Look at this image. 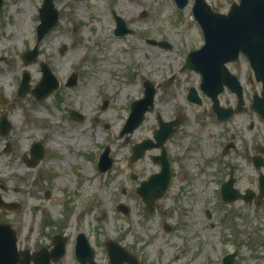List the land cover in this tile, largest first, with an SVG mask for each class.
<instances>
[{
    "label": "rangeland",
    "instance_id": "rangeland-1",
    "mask_svg": "<svg viewBox=\"0 0 264 264\" xmlns=\"http://www.w3.org/2000/svg\"><path fill=\"white\" fill-rule=\"evenodd\" d=\"M53 1L58 22L39 41L37 57L30 62L21 55L35 43L42 0H3L0 10V95L7 99L0 103V116L10 122L7 134H0V196L21 205L0 208V222L14 229L17 248L29 253L42 246L50 249L53 235L61 234L67 238L65 253L52 264H77L74 242L82 231L100 264L108 261L106 239L136 255L137 264H222V256L232 251L233 264H264V197L256 199L264 166L258 169L252 163L253 156L264 157L256 149L257 144L264 146V118L249 107L261 85L247 60L242 56L229 65L243 86L244 109L219 120L200 90L199 73L181 69L187 53L203 42L192 15L194 0L181 9L173 0ZM205 1L212 10L226 12L238 0ZM113 12L133 31L114 35ZM148 38L166 40L170 47ZM40 61L48 64L59 87L42 99L30 91L17 96L22 71L29 73L34 88L42 74ZM72 71L77 81L68 86ZM144 79L155 87L153 106L133 131L119 135L131 103L143 96ZM190 86L200 104L187 100ZM218 100L231 107L237 101L228 88ZM69 109L82 119L70 118ZM157 113L163 120L179 114L183 120L164 143L171 178L154 212L148 213L135 187L159 170L150 158L159 148H149L133 162L128 157L131 145L152 138ZM50 132L89 141L54 148L48 142ZM34 141L43 144L44 154L28 167L22 156L29 155ZM226 143L230 146L223 150ZM105 144L113 162L101 172L96 164ZM66 154L72 157L68 165L54 162ZM229 170L236 189L255 193L250 201L221 199L220 184ZM130 172L137 178H130ZM120 203L127 213L117 208Z\"/></svg>",
    "mask_w": 264,
    "mask_h": 264
},
{
    "label": "water",
    "instance_id": "water-1",
    "mask_svg": "<svg viewBox=\"0 0 264 264\" xmlns=\"http://www.w3.org/2000/svg\"><path fill=\"white\" fill-rule=\"evenodd\" d=\"M179 8H182L187 0H174ZM2 0H0V7ZM195 18L199 21L204 35V44L188 53L184 67H189L201 72V88L211 97L213 110L218 118L227 119L232 113L231 107H222L218 103L217 94L223 90L226 85L232 91L236 92L238 103L236 111L243 108L242 87L232 73L225 67L224 63L228 60L236 59L238 52L244 53L254 71L255 78L262 83L260 95L253 97L251 108L256 110L264 117V0H239V3L232 2L227 13L214 12L210 9L205 0H195L192 7ZM116 27L114 33L123 35L130 31L125 25L124 20L114 13ZM40 23L37 26L36 44L32 49H27L22 56L26 62L32 61L38 53V42L45 33L49 31L58 21V11L54 6L53 0H43L39 8ZM151 42H154L151 40ZM162 46H170L166 41L157 42ZM62 47L61 50H63ZM43 75L32 90L33 94L41 99L54 91L59 83L51 73L47 63L40 62ZM76 73H71L67 79L68 85L76 82ZM29 74L24 71L17 91L18 96H23L29 90ZM144 96L131 104V111L125 124L120 130V135L125 132H131L142 120L146 110L151 109L155 88L148 80H144ZM187 97L189 100L199 103L200 99L196 95L194 88H190ZM5 99L0 98V102ZM70 116L75 119H81L82 116L75 110H70ZM159 127L153 131V139H143L131 147L130 161L144 155L146 149L159 147V155H152L151 159L159 163L160 170L150 174L146 179L140 181L136 187L137 194L145 203V210L148 213L154 211L155 200L161 197L167 188L170 180V167L166 158L164 141L174 132L175 126L182 121V117L171 121H163L159 114L157 115ZM9 122L3 116L0 120V132L5 134L9 129ZM43 146L40 142H34L30 148L31 157L24 156L27 165L33 166L43 154ZM112 164V158L109 156V147L105 146L99 156L97 167L105 171ZM254 164L258 167L260 163L254 159ZM135 178V175H133ZM234 178L230 171L227 181L221 185V196L224 201H232L237 198H243L250 201L253 192L246 190L244 194L239 193L233 187ZM259 193L258 198L264 196V175H260L258 180ZM19 207L15 202H5L0 197V208ZM118 208L128 212V208L119 204ZM168 229V228H167ZM66 238L54 235L53 247L50 251L41 249L33 254L27 251H17L16 236L13 229L6 223H0V264H50L51 260L59 258L64 253V244ZM106 247L108 252V264H137V259L115 241L107 240ZM23 258L19 259L18 255ZM75 255L80 264H97L93 262V249L90 247L83 233L76 237ZM235 253L227 254L223 257V264H233Z\"/></svg>",
    "mask_w": 264,
    "mask_h": 264
},
{
    "label": "bare ground",
    "instance_id": "bare-ground-1",
    "mask_svg": "<svg viewBox=\"0 0 264 264\" xmlns=\"http://www.w3.org/2000/svg\"><path fill=\"white\" fill-rule=\"evenodd\" d=\"M17 21H21L20 18L18 16L15 17ZM14 36L16 38H19V33L18 34H15L14 33ZM141 54V53H139ZM135 55H138L137 54H134ZM90 86V85H89ZM126 90V88L124 89ZM37 113L40 114V115H43V112H41V110L38 108L37 109ZM67 134H60V133H55V132H50L48 134V142L50 145H52L54 148H58L60 147L61 145L63 146L64 142H67V143H70V144H73V145H86V143L89 141V138L88 137H77V136H74L72 134H69V132H66ZM72 161V157L69 155V154H66L65 156H62V155H58L56 156V158L54 159V162L56 164H62V165H68V163ZM85 190V189H84Z\"/></svg>",
    "mask_w": 264,
    "mask_h": 264
},
{
    "label": "flooded vegetation",
    "instance_id": "flooded-vegetation-1",
    "mask_svg": "<svg viewBox=\"0 0 264 264\" xmlns=\"http://www.w3.org/2000/svg\"><path fill=\"white\" fill-rule=\"evenodd\" d=\"M234 62H230V63H228V65H231V64H233ZM229 68H230V66H229ZM259 157H261V159L264 161V157L263 156H259Z\"/></svg>",
    "mask_w": 264,
    "mask_h": 264
}]
</instances>
